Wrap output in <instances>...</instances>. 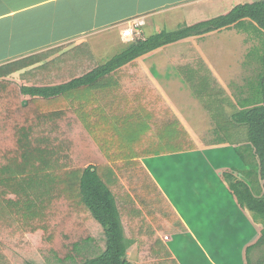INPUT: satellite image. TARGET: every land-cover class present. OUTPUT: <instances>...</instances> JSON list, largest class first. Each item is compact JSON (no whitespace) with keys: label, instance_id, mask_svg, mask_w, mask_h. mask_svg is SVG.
Wrapping results in <instances>:
<instances>
[{"label":"crops","instance_id":"obj_1","mask_svg":"<svg viewBox=\"0 0 264 264\" xmlns=\"http://www.w3.org/2000/svg\"><path fill=\"white\" fill-rule=\"evenodd\" d=\"M245 1L251 0H0V66L23 61L24 64L11 73L12 79L20 84H61L91 72L125 50L131 42L124 40L122 29L130 18L144 16L146 24L142 27V36H152L167 26L175 30V22V26L189 24L191 17L204 13L205 9L222 6L221 12ZM232 29L244 33L241 27L233 26L192 35L148 52L120 68L119 83L107 85L105 92H97L100 104L109 114L110 125H126L122 118L135 117L133 126L129 124L132 126L129 133L119 131L114 135L122 133L120 135L133 139L134 163L138 161L139 165L112 164L113 173L126 188H121L123 196H118L116 202L121 207L119 221L127 241L130 264H147L158 260V255L166 258L168 254L178 264L209 261L196 233L197 230L206 235L212 228L216 229L205 224L207 202L188 197L184 200L181 192L184 182L196 179V169L199 174L204 171V182L212 183V177L197 160H191L192 155L198 157L202 152L204 164L205 155L209 160L215 159L212 165L220 169L219 176L229 182L226 187L236 200L234 184L242 181L245 183L242 188L253 187V182L245 181L231 165L236 157L231 146L245 142L247 133L238 134L237 127L231 128L229 140L208 110L211 108L221 122L232 125V122L237 123L234 115L254 102L248 78L245 84L239 81L237 85L235 78L228 81L224 77L222 62L229 60L228 56L202 51L204 40ZM112 43L118 50L114 54L109 53ZM245 63L252 69L253 65ZM204 75L210 77L213 95L208 96L201 88L199 94L194 90L193 84H200ZM201 92L205 94L201 96L203 99ZM206 99L213 103L207 105ZM171 117L181 121L184 131L179 126L173 128ZM173 130L179 131L182 139L175 137ZM167 135L173 139H168ZM143 137L145 143H142ZM158 142L161 148L169 143L175 149L184 142L188 149L195 145L199 151L157 155L147 162L143 154L152 151L151 144L155 146ZM246 143L250 146L248 140ZM170 157L177 163H170ZM170 191L175 192L177 200L171 197ZM230 204L233 206V202ZM234 205L239 216L243 210L238 211V204ZM240 205L251 219L254 218L255 211ZM252 225L257 230L255 223ZM258 244L257 238L248 246L254 249Z\"/></svg>","mask_w":264,"mask_h":264},{"label":"trees","instance_id":"obj_2","mask_svg":"<svg viewBox=\"0 0 264 264\" xmlns=\"http://www.w3.org/2000/svg\"><path fill=\"white\" fill-rule=\"evenodd\" d=\"M233 26L264 33V0L238 3L176 30L139 36L105 64L61 84H20L6 77L23 61L0 66V264H130L116 202L126 188L112 169L134 163L133 139L114 134L129 133L135 117L122 118L126 125H110L97 92L119 83L120 68L148 52ZM258 58L260 75L250 84L254 102L234 115L237 123L221 122L208 110L228 139L231 128L247 133L264 185V52ZM193 85L196 93L201 88L213 95L209 75ZM244 184H234V195L264 218V192L242 188ZM263 238L264 227L258 242ZM158 256L147 264H178L169 254Z\"/></svg>","mask_w":264,"mask_h":264},{"label":"rangeland","instance_id":"obj_3","mask_svg":"<svg viewBox=\"0 0 264 264\" xmlns=\"http://www.w3.org/2000/svg\"><path fill=\"white\" fill-rule=\"evenodd\" d=\"M200 5L203 6L202 4ZM220 9H222V6L218 8H212L211 10H209V8L205 9L204 13H199V15L193 18L191 17L190 23L193 24L195 22L201 21L202 19L204 20L212 16L215 17V15L213 14L216 13L217 15H220L229 11V9H226L219 12ZM175 24L176 22L173 24L175 30L176 27L177 29H179V27L183 25V23L179 26H175ZM169 29L170 27L167 26V28H164V30L162 31H172ZM241 29L244 31V33L238 32L236 29H232L224 31L221 34L218 33L216 35H212L204 40V49L202 48V51L212 52L215 55H225L230 58L229 60H223L222 62L225 64V72L223 75L228 81L235 78L237 81V85L239 81H242L244 84L245 82H248L246 78H248L250 83L256 82L257 78H259L262 64L261 60H259L258 57L259 54L264 52L263 31H260L258 30V28H255L253 26L247 27L245 30L243 28ZM116 51H118L117 46L113 45L112 43L110 45L109 53L114 54ZM247 53L249 55H247ZM245 62L253 65L252 69H249L248 64H246ZM216 63V65L219 66V60H217ZM6 78L14 80L12 79L13 77H11V74ZM245 86L247 90H249V85L246 84ZM171 122L173 123V128H177L178 126L183 128L182 124L180 123L181 121L178 122V118L171 117ZM184 129L185 128H183V131ZM173 134H177L178 137L182 139V135L179 131L176 132L175 130ZM167 137L168 139H173L172 137H170V135H167ZM187 137H189L188 134ZM246 141L243 143L238 142L237 144L231 146L236 152V157H234V159L232 160L233 164L231 165L238 169L237 173L240 177H242L247 182L251 180L253 182V187L258 192L261 189V194H263L264 185L263 181L261 180L258 161L255 157L253 149L249 145H247ZM236 145L239 146V149H237ZM160 146L161 142L156 143L155 146L151 144L150 148H154L152 149V151L145 152L143 154V158L147 160L150 157L154 158L157 155H174L175 153L181 151L182 153L186 154L190 151H199V148H196L195 145L191 149H188L185 146L184 142H181L179 148L177 149L173 148L174 146L170 145L169 143L164 146L162 145V148ZM197 156L198 157L192 155L191 160H197L198 165L206 170V174L208 173V176L212 177V183L210 184L209 180L207 183L204 182L206 178L205 176L203 179V176L205 175V173H203L204 171L202 172L203 174H199V170L196 169L194 170L197 175L196 179L193 180L192 178H189V181L187 183H181L184 185L183 188H181V192L184 195V200L186 199V197H188L189 200H203L204 202H207L208 216L205 220V224H207L208 227L214 226L216 228H212L207 232L206 235L202 234L201 231L199 232L196 230L197 236L202 246V250L203 248L205 249V252L203 253L209 260L203 263L259 264L261 261L264 262L263 241L258 244L256 248L251 249L249 255L246 254V247L254 243L262 233V228L264 227L263 216L259 213H254V218L251 219L250 215L246 214L245 209L239 204L238 200H236L235 197L227 189L226 186H228L229 182L219 176V173H221L220 169H218L215 165H212L215 162V159L211 158L209 160V158L205 157V155L204 164V162L202 161V152ZM168 160L170 163H177L174 157H170ZM236 161H238V165H235ZM147 162H149V160H147ZM216 176H218V178ZM253 180L256 182H254ZM170 193L171 197L174 200H177L176 196L174 195L175 192L170 191ZM232 202L233 206L232 204H230ZM234 203L238 204V211L239 209H241L244 213L242 212L238 216V212ZM252 220L255 223V227H257V230L253 228L254 226L252 224L254 223H252ZM251 225L253 227H251ZM252 236L253 238L251 239ZM189 263L197 264L193 261H190Z\"/></svg>","mask_w":264,"mask_h":264},{"label":"built area","instance_id":"obj_4","mask_svg":"<svg viewBox=\"0 0 264 264\" xmlns=\"http://www.w3.org/2000/svg\"><path fill=\"white\" fill-rule=\"evenodd\" d=\"M146 24L144 16H137L128 19L127 26L122 29V37L130 42L142 34V27Z\"/></svg>","mask_w":264,"mask_h":264},{"label":"clouds","instance_id":"obj_5","mask_svg":"<svg viewBox=\"0 0 264 264\" xmlns=\"http://www.w3.org/2000/svg\"><path fill=\"white\" fill-rule=\"evenodd\" d=\"M140 36H142V34L140 35ZM139 37V36H138ZM137 38V37H136ZM130 42H132V41H130Z\"/></svg>","mask_w":264,"mask_h":264}]
</instances>
